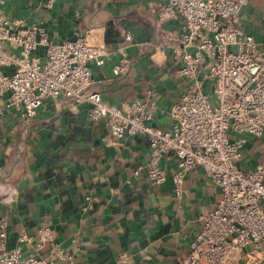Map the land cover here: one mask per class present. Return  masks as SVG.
<instances>
[{
	"label": "crops",
	"instance_id": "1",
	"mask_svg": "<svg viewBox=\"0 0 264 264\" xmlns=\"http://www.w3.org/2000/svg\"><path fill=\"white\" fill-rule=\"evenodd\" d=\"M163 0H6L11 19L42 25L55 42L88 37L114 52L102 66L92 64L95 82L110 105L122 106L149 97L154 124L173 126L172 107L186 89L172 51H157V17L150 8ZM243 29L264 42V0H250L240 13ZM164 27L179 31L178 21ZM127 30L133 41L123 46ZM130 60L118 76L114 66ZM246 142L239 164H264V134L242 133ZM111 130L93 120L87 104L46 98L35 117L24 120L14 109L0 115V223L7 220L8 246L25 230V256L51 258L55 245L72 255L74 264H177L200 233L205 217L222 197L220 187L201 167L185 174L178 193L173 175L177 158L167 154L161 166L168 174L153 185L147 166L149 140L127 135L108 143ZM139 165L145 169L138 175ZM14 190L13 196L9 192ZM8 191V192H7ZM51 231L41 240L39 229ZM1 230V226H0ZM250 245L247 251H253ZM264 258V244L261 253Z\"/></svg>",
	"mask_w": 264,
	"mask_h": 264
},
{
	"label": "built area",
	"instance_id": "2",
	"mask_svg": "<svg viewBox=\"0 0 264 264\" xmlns=\"http://www.w3.org/2000/svg\"><path fill=\"white\" fill-rule=\"evenodd\" d=\"M249 1L163 0L151 6L157 17L152 47L171 50L187 80L172 107L173 126L166 130L154 124L149 97L110 105L92 89L91 65H104L114 48L92 44L86 36L55 42L42 25L9 18L6 0H0V115L14 109L30 120L46 98L71 99L87 104L93 120L106 122L112 134L108 143H119L127 135L149 140L147 172L153 185L162 186L168 179L161 166L167 154L177 158L173 180L178 193L185 174L203 168L222 197L177 264H264V164H239L246 140L238 135L264 134V42L258 43L240 23ZM173 20L179 23L177 32L164 27ZM132 41L133 32L127 30L120 48ZM129 66L124 56L113 71L121 76ZM144 169L139 165L135 175ZM13 194L11 190L9 196ZM0 226V264H74L73 256L62 254L58 245L51 258L25 256L22 245L32 237L22 230L18 244L9 247L7 220ZM39 234L45 242L51 231L41 228ZM250 245L254 250L249 252Z\"/></svg>",
	"mask_w": 264,
	"mask_h": 264
}]
</instances>
